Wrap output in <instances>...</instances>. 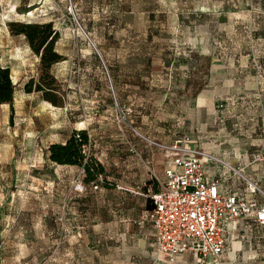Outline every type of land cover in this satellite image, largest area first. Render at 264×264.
Here are the masks:
<instances>
[{"label": "rangeland", "instance_id": "1", "mask_svg": "<svg viewBox=\"0 0 264 264\" xmlns=\"http://www.w3.org/2000/svg\"><path fill=\"white\" fill-rule=\"evenodd\" d=\"M28 22L57 31L52 80L13 32ZM0 65L15 86L0 104V264H164L145 220L157 181L133 194L100 175L90 189L80 166L47 157L75 129L111 173L152 149L133 128L164 143L187 135L250 172L241 114L264 66V0H0ZM40 80L51 92L26 91ZM244 239L264 255V229Z\"/></svg>", "mask_w": 264, "mask_h": 264}, {"label": "built area", "instance_id": "2", "mask_svg": "<svg viewBox=\"0 0 264 264\" xmlns=\"http://www.w3.org/2000/svg\"><path fill=\"white\" fill-rule=\"evenodd\" d=\"M133 131L163 152V177L152 174L158 189L146 194L151 207L145 220L153 229L156 252L168 263L187 254L195 258V264H223L226 244L232 236L227 225L250 218L255 227L264 226V190L256 182L194 145L187 135L164 143L145 137L135 128ZM209 159L242 176L247 196L220 191L219 181L205 176L203 163ZM90 185L97 189L99 181ZM79 186L84 188L81 183ZM246 227H250V222Z\"/></svg>", "mask_w": 264, "mask_h": 264}, {"label": "crops", "instance_id": "3", "mask_svg": "<svg viewBox=\"0 0 264 264\" xmlns=\"http://www.w3.org/2000/svg\"><path fill=\"white\" fill-rule=\"evenodd\" d=\"M244 74L245 73L242 72V75ZM250 74L252 85V114L251 117H247V115L241 114L242 124L245 121H250L251 123L250 135L253 139V147L250 172L245 164L233 165L229 161H227L225 157H222L220 159L228 162L231 167H233V169L239 170L243 176L256 182L257 185L262 190H264V66L251 70ZM243 94L245 95L246 92H243ZM243 98L244 97H241V100L236 101L237 105L244 103ZM243 132L244 130L241 131V135L244 134ZM66 138L61 142H64ZM192 141L194 145L198 147L193 139ZM144 145L148 148L158 149L157 147L150 145L148 142ZM151 150L147 149L146 151L141 153V155H137L136 157L132 156L125 159L127 160L126 162L128 164L125 165L123 171L114 170V172L111 173L110 167L107 168L101 160L98 161L104 168V176L107 179L112 177L115 180L116 188L133 194H143L146 191H150L154 187V183L156 182V180L154 179L152 174L156 175V177H158L159 179H162L165 167L163 152L158 151L155 153ZM107 164L109 163L107 162ZM203 167L205 176L207 178L219 181L220 191L247 196L245 180L232 168L227 167L225 164L214 159L205 160L203 163ZM89 186L90 189H92L91 185ZM138 188L142 189L143 192L138 190ZM157 189L158 186H156V188L152 191H155ZM249 222L250 227H246L247 223ZM255 226L256 225L254 221L250 218L242 219L237 223L227 225L228 230L232 231V236L230 235V238L228 239V242L226 244L225 252L223 254V264H264V260L261 258H264V255L255 252V250H260L263 247V244L260 245L261 247H257V249H254V253H249L248 251L250 250V248L242 242L245 240L244 237H246L247 234L251 231L264 229V226ZM151 235L154 240L153 229ZM156 254L162 258V262L164 264H195V258L191 255H181L176 259V261L168 263L162 254H159L157 252ZM249 255H253V257H249Z\"/></svg>", "mask_w": 264, "mask_h": 264}, {"label": "trees", "instance_id": "4", "mask_svg": "<svg viewBox=\"0 0 264 264\" xmlns=\"http://www.w3.org/2000/svg\"><path fill=\"white\" fill-rule=\"evenodd\" d=\"M16 34H23L33 51L39 56L41 68L50 77L49 69L51 65L61 59V55L54 49L57 39V31L52 28L51 23L39 24L36 22L17 23L13 30ZM27 85V92L33 89L36 91L51 92L53 88L50 84H44L42 80L35 83L34 88ZM15 86L12 82L10 68L0 65V104L11 103L13 100ZM50 100V99H49ZM54 102V101H53ZM88 135L85 130L75 129L64 142L51 143L48 146V159L55 164L78 165L84 174L83 181H96L100 175H104L102 164L85 153L88 144ZM151 199L148 197L146 203Z\"/></svg>", "mask_w": 264, "mask_h": 264}]
</instances>
